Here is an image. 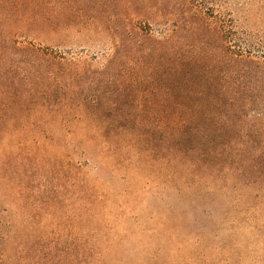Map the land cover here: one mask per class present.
I'll list each match as a JSON object with an SVG mask.
<instances>
[{"label":"rangeland","instance_id":"obj_1","mask_svg":"<svg viewBox=\"0 0 264 264\" xmlns=\"http://www.w3.org/2000/svg\"><path fill=\"white\" fill-rule=\"evenodd\" d=\"M136 1L141 3V0ZM151 1L143 0L142 5L153 3ZM128 3L129 0H62L58 5L66 16L58 26L53 22L54 32L37 34L28 31L22 32L25 36L18 37L21 45L31 42L38 49L50 53L49 57L51 54L56 56L48 63L59 69L61 78L60 84L52 86L47 92V112L28 114L16 122L38 124L29 138L44 143L49 152L58 150L57 157H62V144L67 145L74 166L67 173L62 169V159L56 158V161L52 160L39 168L33 167L27 172L29 192L37 193L40 196L38 198L48 202L50 215L36 216L27 221L22 217L20 220L15 219L17 227L21 228L16 237L13 261L17 264H66L67 258H71L68 264H264V190L245 174L253 173L251 165L254 159L259 158L256 156L259 153L257 143L264 140V115L262 127L255 129L257 132L254 133L248 126L252 120L242 118L245 122L241 125L231 114H226L221 125L226 127L228 121L230 124L222 141H243L248 137L246 133H251V138L257 136V142L245 148L250 155L245 152L235 155L233 165L242 174L239 180H233L230 174L226 175L224 180L232 191L215 197L209 204L214 210L213 217L198 205L196 208L190 207L184 215L174 211V219L170 220L168 226L160 227L152 213L157 201L150 193L141 191L142 183L132 172V164L124 163L113 171L98 172L81 158L79 150L83 144L77 142L88 134L84 136V132H77L83 123L81 118L78 119L76 109L66 110L62 114V93L74 89L76 83L72 81V76L81 66L88 65L91 69L100 70L106 63V55L116 49L113 43L119 41L116 35H123L131 28ZM154 3L166 14L160 18L157 16L153 21L147 19L148 22L140 19L141 16H133L131 19L136 40L138 36L142 37L140 35L161 40L159 31L171 29V22L176 19L179 22L174 27L172 40L173 45L178 47L175 55L180 53V58L187 56L193 59L205 57L203 72L215 78L212 85L195 89L214 91L218 95L230 94L231 91L258 92L259 85L264 83V0H154ZM196 4L201 5V12L208 23L213 20L212 15L232 19L236 36L251 43L253 52L250 57L256 63L251 68L260 73L257 84L253 79L239 77L237 71H243L240 64H234L233 68L226 65L221 31L214 34L207 32L210 39L205 38L208 44L203 47L200 40L204 38L190 31L187 24L182 22L183 11L187 7L188 11H194ZM144 9L141 7L139 10L144 13ZM94 14L101 17L103 26L90 18ZM200 49L204 50L199 52ZM203 53L207 55L203 56ZM134 55L137 57H132V62L127 60L124 69L118 63L112 65L113 72L109 74L115 73L114 76L122 79L129 72L131 79L136 80L137 91L127 95V91L119 89L117 82L110 84L109 101L121 107L123 115L119 117L117 111L108 112L99 122L103 123L107 116L108 123L133 124L139 117L128 113L136 108L147 109L149 113L144 112L140 119L148 124L160 126L162 123L173 125L174 122H183V114L180 116L175 109L176 91L171 83L165 81L168 68L161 66L151 71L145 55L143 59L137 53ZM138 61L142 65L137 64ZM119 68L123 70L119 71ZM62 79L66 87L62 86ZM207 109H199L197 125L192 124V120L191 125H188L199 128L198 131L189 132L192 139L205 137L206 133L210 135L205 131L210 130L207 127ZM239 112L236 110V115ZM121 136V139L130 137L129 134ZM147 171L148 168L142 166L136 172ZM67 174L77 182L84 177L90 184V181L94 182L98 178V188H94L107 197V208L95 217L86 215V221L72 219L69 215L72 212L66 204H62V180ZM125 175L128 180L123 178ZM234 196L239 198L240 207L245 210L233 214L237 221L231 222L233 215L229 214L232 207L230 201ZM161 213L159 211L156 215ZM230 223H234L233 228H227ZM74 229L84 230L77 232ZM12 246L13 243H10L7 248Z\"/></svg>","mask_w":264,"mask_h":264},{"label":"trees","instance_id":"obj_2","mask_svg":"<svg viewBox=\"0 0 264 264\" xmlns=\"http://www.w3.org/2000/svg\"><path fill=\"white\" fill-rule=\"evenodd\" d=\"M151 2L154 3V0ZM61 3L62 0H0V264H17L12 259L17 245L16 237L21 228L17 227L16 218L20 220L22 217L27 221L36 216L50 215L48 202L38 198L40 196L37 193L29 192L27 172L33 167L39 168L52 160L56 161V158L62 159V169L67 173L74 166L67 145L62 144V157H57L58 150L49 152L44 143L29 138L38 124L16 122L28 114L39 115L47 112V92L52 86L60 84L61 78L59 69L49 64L50 59L56 56L51 54L49 57L50 53L38 49L31 42L21 45L18 37L25 36L22 32L28 31L37 34L54 32L53 22L58 26L66 16L58 5ZM153 3L147 2L144 6L143 0L141 3L129 0L127 7L130 9L131 28L123 35H116L119 39L113 43L116 49L106 55V63L100 70L84 65L76 71L72 76L76 86L69 89V92L62 93V114L66 110L76 109L77 117L83 123L77 132H84V136L88 134L77 142L83 144L79 154L96 171H113L125 165L124 163L133 165L132 172L142 183L141 191L150 193L157 201L152 207L153 218H157L160 227H166L174 219V211L184 215L190 207L196 208L198 205L213 217L214 210L209 204L215 197L232 191L224 179L230 174L233 180H239L242 172L233 165L235 155L241 152L250 155L245 148L252 147L257 142V136L251 138L252 134L246 133L244 135L248 137L243 141H222L230 121L226 127L221 124L226 114H231L241 125L245 122L242 118H247L252 120L248 123L249 129L256 133L255 129L262 127L264 115V83L259 85L258 92L253 90L252 93L231 91L230 94L218 95L214 91L195 89L212 85L215 78L212 74L203 72L205 57L193 59L187 56L180 58V53L175 55L178 47L173 45L172 40L174 27L179 21L174 19L171 29L159 31L162 34L161 40L144 35H140L143 38L137 35V40L134 38V24L131 19L133 16H141L140 19L148 22L147 19L153 21L157 16L160 18L166 14ZM196 6L194 11H188V7L183 11L182 22L187 24L190 31L193 30L204 38L200 40L203 47L208 44L206 39H210L207 32L214 34L221 31L226 65L233 68L234 64H240L243 71H237L239 77L253 79L257 84L260 73L251 68L256 64L250 57L253 52L251 43L236 36L232 19L212 15L214 21L208 23L201 5ZM141 7L145 8L144 13L139 10ZM90 18L103 26L99 15L94 14ZM203 50L200 49L199 52ZM134 53L141 55L142 59L145 55L151 71L158 70L161 66L168 68L165 81L171 83L176 91L175 109L180 116L183 114V122H174L173 125L162 123L160 126L148 124L140 119L144 112H148L147 109L139 108L127 112L139 117L133 124L108 123L107 116L103 123L99 122L108 112L117 111L119 117L123 115L122 108L116 106L114 101H109L110 84L117 82L119 89L127 91V95H133L137 91L136 80L131 79L129 72L122 79L114 76L115 73L109 74L113 72L112 65L116 63L124 69L125 62H132V57H137ZM206 55L207 53H203V56ZM25 58L30 61L24 60ZM212 59L215 60V57ZM139 61L137 64L142 65ZM62 86L66 87L63 79ZM81 95L84 96L80 97ZM201 108H210L206 110V120L209 123L207 127L210 130H205L210 135L206 133L205 137L192 139L189 132L198 131L199 128L188 125L192 121L194 125L199 123L198 112ZM236 110H240L237 115ZM126 134L130 137L121 139V135ZM257 148L259 153L256 156L259 158L254 159V164L251 165L253 173L245 174L264 190V140L257 143ZM244 160L246 159L242 161ZM142 166L148 168V171L137 173ZM123 178L128 180L127 175ZM90 182L91 184L84 177L77 182L70 174L62 180V204H66L72 212L70 217L78 222L86 221V215L95 217L108 206L105 204L107 197L94 188H98L99 179L95 178L94 182ZM65 184L67 185L64 186ZM230 203L231 215L245 210L240 207L237 196L232 197ZM159 211L162 213L157 216ZM232 218L231 222L237 221L235 215ZM233 226L234 223H230L227 228ZM74 230L82 232L84 229ZM10 243L13 246L8 249L7 245ZM70 259L67 258L66 264Z\"/></svg>","mask_w":264,"mask_h":264}]
</instances>
